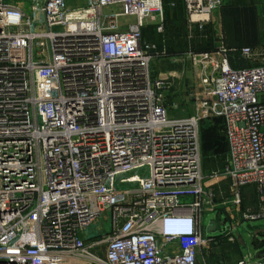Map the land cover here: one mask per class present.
Returning <instances> with one entry per match:
<instances>
[{
  "label": "built area",
  "instance_id": "built-area-1",
  "mask_svg": "<svg viewBox=\"0 0 264 264\" xmlns=\"http://www.w3.org/2000/svg\"><path fill=\"white\" fill-rule=\"evenodd\" d=\"M184 4L193 40L224 5ZM149 23L165 34L163 0H31L27 11L0 0V264H198L264 220V50L174 55L164 38L143 40ZM163 61L206 71L192 115H167L180 77L157 74ZM212 118L228 150L207 174Z\"/></svg>",
  "mask_w": 264,
  "mask_h": 264
},
{
  "label": "crops",
  "instance_id": "crops-1",
  "mask_svg": "<svg viewBox=\"0 0 264 264\" xmlns=\"http://www.w3.org/2000/svg\"><path fill=\"white\" fill-rule=\"evenodd\" d=\"M223 7L217 10L212 18V22L207 26L206 30L210 33L209 37H206L205 42L208 41L212 48H217L221 42H224L229 48H238L241 46V42L238 39H230L226 41L223 36H240L244 35L242 32V25H239V20L245 19L249 21H257L264 19V0H222ZM7 2L15 7L21 8L25 11L31 5V0H7ZM165 7V29L164 35L157 30L156 23H149L145 30V36L147 42H153L158 44L160 47L162 45L163 38L167 40L168 48L171 52L184 51L187 47H182L183 40L187 42L186 35L189 33L188 27V17L184 4V0H163ZM263 6H262V5ZM252 10L249 11V9ZM261 8V9H260ZM247 9V11L245 10ZM263 13V14H262ZM222 36V37H220ZM201 38V37H200ZM196 36L195 41L190 42L189 46H197L198 40ZM221 38V39H216ZM203 41V40H202ZM195 48V47H194ZM155 69L158 73H161V69L158 70V65H155ZM226 153V152H225ZM224 192H227L226 186L224 187ZM250 194H253L252 199ZM244 195V210H256L257 209V197L255 195L254 189L247 188L243 191ZM253 200V202L251 201ZM252 205V206H250ZM264 220L252 223L251 225L261 224ZM100 226H104L102 223ZM95 229V227H94ZM249 229V224H245L240 231L241 237L239 236L237 240L241 243L237 250V257L234 259L231 253L234 246L226 244V253L224 254L228 264H237L239 261L248 259L251 264L260 262L264 264V239L259 234L257 237L251 235ZM247 237V239H245ZM248 252H245L246 248H249ZM231 249V250H230ZM198 264H218L217 257L213 256L208 261L206 260L205 253L203 251L199 254Z\"/></svg>",
  "mask_w": 264,
  "mask_h": 264
},
{
  "label": "rangeland",
  "instance_id": "rangeland-1",
  "mask_svg": "<svg viewBox=\"0 0 264 264\" xmlns=\"http://www.w3.org/2000/svg\"><path fill=\"white\" fill-rule=\"evenodd\" d=\"M88 0H67V3L71 8L84 7L87 5ZM262 5V4H261ZM264 5V3H263ZM262 5V6H263ZM261 9V8H260ZM247 11V9H245ZM252 8L249 9V11ZM120 8L114 7L105 10V14H109L112 12H119ZM263 14V13H262ZM239 25H242V32L244 31V35L240 36H223L226 41L230 39H238L241 41V46L243 45H251L254 46L257 50H264V19L257 21H249V20H239ZM134 18H122L120 20L121 26L123 28L127 27V24L134 23ZM207 37L210 35L207 30L204 32ZM189 36L186 35L187 42L183 40L182 47H185L190 42H193V39H189ZM222 37V36H220ZM206 39V36L204 37ZM221 39V38H216ZM184 51H178L179 54H184ZM158 65V70L164 73L167 72H176V75L179 76V80H177L176 89H174L171 97L170 104L171 106H175L176 108H171V112H168L167 115L173 118L190 116L194 112V105L190 100V96L198 91V84L200 83V75H206V71L201 68H193L189 62L184 63H171L170 61H163L156 63ZM156 67V66H155ZM156 70V69H155ZM201 140H202V153H203V168L204 172L209 174L220 167L221 157L225 154L226 150V136L224 132V124L223 121L219 118H212L209 120L203 121L201 124ZM253 194H250V198L252 199ZM253 202V200H251ZM252 206V205H250ZM101 223L104 225L100 227ZM102 228L103 233L107 230V223L104 220H100L95 229H92V232L95 234L98 233L97 230ZM247 231L251 232L253 236L255 232L261 234L264 239V222L261 224L251 225L249 224V229ZM99 234V233H98ZM241 237V234H239ZM238 236V237H239ZM247 239V237H245ZM226 241V240H225ZM264 241V240H263ZM236 244H231L229 242L219 244L218 246H214L212 250V255L218 256L220 254H225L226 244L236 245L231 250L234 255L233 258L237 257V250L240 247L241 243L236 240ZM238 247V248H237ZM248 249H251V245L249 244V248L245 249V252H248ZM216 256V257H217Z\"/></svg>",
  "mask_w": 264,
  "mask_h": 264
},
{
  "label": "trees",
  "instance_id": "trees-1",
  "mask_svg": "<svg viewBox=\"0 0 264 264\" xmlns=\"http://www.w3.org/2000/svg\"><path fill=\"white\" fill-rule=\"evenodd\" d=\"M145 30H146V28H144L143 29V40L144 41H147L146 40V36H145ZM196 36L198 37V38H200L201 36H202V38H200V40H198L199 42H198V45L196 46H191L196 52H208V51H214L215 49H216V47L215 48H212L211 47V45H210V43L208 42V41H204V40H206V39H204V37L206 36L207 37V35H205L204 33L201 35L200 33H196ZM203 40V41H202ZM195 41V40H194ZM239 42H241V41H239ZM245 46H250V47H253L254 48V46H251V45H243V46H239L238 48L240 49V48H242V47H245ZM185 47H187V46H185ZM195 47V48H194ZM189 48V45H188V47H187V49ZM186 49V50H187ZM185 50V51H186ZM173 53V52H172ZM174 55H181V54H179L178 52H174L173 53ZM226 144H227V140H226ZM227 150H228V144H227V146H226V150H225V152H227ZM224 152V153H225Z\"/></svg>",
  "mask_w": 264,
  "mask_h": 264
},
{
  "label": "water",
  "instance_id": "water-1",
  "mask_svg": "<svg viewBox=\"0 0 264 264\" xmlns=\"http://www.w3.org/2000/svg\"><path fill=\"white\" fill-rule=\"evenodd\" d=\"M189 183H190V184H193V183H194V180H190ZM185 184H186L185 181L179 182V185H185ZM208 231H209V232H214L215 229H211V228H209Z\"/></svg>",
  "mask_w": 264,
  "mask_h": 264
}]
</instances>
